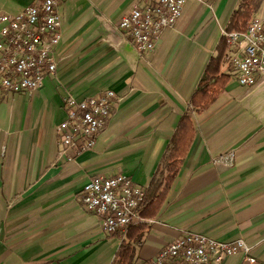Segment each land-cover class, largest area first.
<instances>
[{
  "label": "crops",
  "instance_id": "0c3cea01",
  "mask_svg": "<svg viewBox=\"0 0 264 264\" xmlns=\"http://www.w3.org/2000/svg\"><path fill=\"white\" fill-rule=\"evenodd\" d=\"M40 0H0L16 13ZM154 0H60L56 69L31 92L0 91V264H111L122 241L81 201L90 177L130 176L145 188L165 175L163 157L183 115L193 132L164 199L141 221L133 264L152 259L183 231L243 239V254L211 264H264V75L241 85L229 52L213 98L193 108L222 29L241 0H186L172 28L139 53L117 28L133 6ZM252 17L264 18V0ZM104 88L121 99L87 151L57 156L55 128L65 96L80 100ZM131 226V225H130Z\"/></svg>",
  "mask_w": 264,
  "mask_h": 264
},
{
  "label": "built area",
  "instance_id": "2783aa9c",
  "mask_svg": "<svg viewBox=\"0 0 264 264\" xmlns=\"http://www.w3.org/2000/svg\"><path fill=\"white\" fill-rule=\"evenodd\" d=\"M206 6L211 0H196ZM60 0H40L19 12H0V91L31 92L40 88L44 78L56 69L54 47L61 38ZM186 0H154L152 4L133 6L121 17L117 28L125 33L135 49L142 53L153 49L161 34L172 28ZM222 29L230 64L241 85L253 84L264 75V18L253 17L244 28ZM121 99L113 89L104 88L80 100L65 96L66 115L55 128L57 156L72 160L71 151L90 150ZM146 189L127 175H94L82 188L80 201L94 213L108 234L124 235L129 226L142 220L140 209ZM249 246L237 238L218 240L185 230L150 260L138 264H211L235 253L249 261Z\"/></svg>",
  "mask_w": 264,
  "mask_h": 264
},
{
  "label": "trees",
  "instance_id": "16d2710c",
  "mask_svg": "<svg viewBox=\"0 0 264 264\" xmlns=\"http://www.w3.org/2000/svg\"><path fill=\"white\" fill-rule=\"evenodd\" d=\"M259 2V0H241L237 9L233 12L231 24L228 28H244L252 18V14L258 7ZM224 48L225 43H220L217 47L216 54L210 57L205 68L204 76L191 97V105L193 108L205 105L213 98L216 87H219L223 83L224 77L218 75V73L221 63L228 57L227 54L224 53ZM192 132L193 126L190 118L187 115H183L172 138V144L167 148L163 157L166 170L165 175L159 177L154 176L151 180L145 196L146 206L143 211L141 210V214L146 215V210L150 206L153 205L157 207L164 199L166 191L178 171L179 159L189 145ZM142 232V225L129 226L128 230L123 235L115 259L111 264H133L135 244L140 242Z\"/></svg>",
  "mask_w": 264,
  "mask_h": 264
},
{
  "label": "rangeland",
  "instance_id": "374dc122",
  "mask_svg": "<svg viewBox=\"0 0 264 264\" xmlns=\"http://www.w3.org/2000/svg\"><path fill=\"white\" fill-rule=\"evenodd\" d=\"M252 18H253V17H252ZM252 18H251V19H252Z\"/></svg>",
  "mask_w": 264,
  "mask_h": 264
}]
</instances>
